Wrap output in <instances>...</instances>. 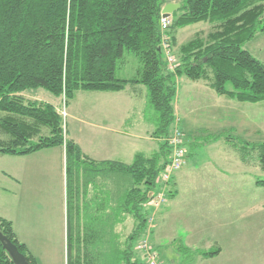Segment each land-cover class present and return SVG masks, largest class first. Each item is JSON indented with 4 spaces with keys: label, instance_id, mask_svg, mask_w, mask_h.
<instances>
[{
    "label": "trees",
    "instance_id": "16d2710c",
    "mask_svg": "<svg viewBox=\"0 0 264 264\" xmlns=\"http://www.w3.org/2000/svg\"><path fill=\"white\" fill-rule=\"evenodd\" d=\"M169 1L0 0V131L5 135L0 138V154L21 156L63 147L67 173L88 159L79 145L67 138L62 115L53 104L23 95L38 88L63 97L67 103L78 91L118 92L127 85H144L155 135L162 140L149 156L137 153L130 164L110 163L119 167L113 182L120 190L126 185V214L133 220L124 245L111 235L109 226H91L84 237L68 234L66 264H147L140 247L145 238L149 243L151 234L144 204L168 162L167 137L175 120L178 77L203 80L217 94L239 102L264 101V63L244 48L246 42L264 34V0H180L165 30L170 48L177 45L180 28L207 21L214 29L205 37L196 33L178 47L174 70L165 60L159 26L161 9ZM125 51L137 55L142 63L141 73L131 79L116 77L117 60ZM199 133L194 148L223 135ZM226 139L243 163L255 162L264 171V142ZM183 141L185 146L184 136ZM171 181L167 196L174 192ZM255 183L264 186V179ZM0 232L30 264H38L17 237L12 222L1 216ZM179 250L186 257L194 253L204 259L220 253L219 247L193 251L183 244ZM150 251L159 260L155 248ZM0 264H14L1 242Z\"/></svg>",
    "mask_w": 264,
    "mask_h": 264
},
{
    "label": "crops",
    "instance_id": "0c3cea01",
    "mask_svg": "<svg viewBox=\"0 0 264 264\" xmlns=\"http://www.w3.org/2000/svg\"><path fill=\"white\" fill-rule=\"evenodd\" d=\"M176 81L180 84L178 96L183 90L184 99L181 103L177 99V104H174L175 119L185 140L193 145L194 138L201 134L199 132H222L223 135L199 145L196 156L190 160L186 148V163L174 174L171 181V190H175L171 201L179 197L178 192L175 195V186L183 185L186 180L192 181V184L200 189L231 188L246 177L251 168L259 165L255 162L243 163L226 138L237 137L255 143L264 142V101L239 102L217 94L203 80H191L181 76ZM86 93V102L82 103L86 118L74 116L80 125L76 127L70 139L79 145L88 159L81 161L67 173L64 148L54 147L57 150H54L56 152L52 156L55 163L59 164L60 185L54 214L58 235L64 239L65 249L68 234L72 238L77 235L84 237L86 230L91 226L100 229L104 225L109 226L111 235L117 238L118 242L122 240L124 245L127 226L130 223L132 228L133 220L126 214V185L123 184L120 190L113 182L119 175V167L110 163L130 164L135 154L143 153L149 156L158 150L162 142L156 137L155 123L148 114V89L144 85H127L124 90L118 92ZM256 180L251 177V182L255 183ZM45 211L50 214V203H47ZM168 212L180 215L172 210H167V215ZM159 235L163 236L157 233L158 240ZM190 237L192 236L187 235L185 245L194 248ZM206 244L211 246L213 242ZM213 247L196 248L211 250Z\"/></svg>",
    "mask_w": 264,
    "mask_h": 264
},
{
    "label": "rangeland",
    "instance_id": "374dc122",
    "mask_svg": "<svg viewBox=\"0 0 264 264\" xmlns=\"http://www.w3.org/2000/svg\"><path fill=\"white\" fill-rule=\"evenodd\" d=\"M213 29L214 25L207 21L180 28L176 36L177 45L170 48L176 66L178 47L191 40L196 33L205 37ZM244 48L264 63V34L246 42ZM116 66V77L120 79L136 77L142 71L139 57L127 51L117 60ZM176 87L174 104H177V99L179 103L184 99L183 90L178 96L179 82ZM23 95L53 104L62 115L67 138H70L80 125L74 116L86 118L82 105L86 102L85 91L76 92L67 103L63 101V97L54 96L42 88L27 90ZM148 114L152 117L153 110L148 109ZM2 115L3 113H0V117ZM262 136L264 138V131ZM0 138H5L1 131ZM185 142L190 160L196 156L198 149L194 148L190 141ZM54 150L57 149H44L36 154L21 156L0 154V216L12 221L19 240L28 246L38 264L67 262L65 241L58 235L54 214L60 189L59 164L55 163L52 157L56 152ZM237 174L239 175V171ZM251 177L264 179V171L259 166L251 168L247 176L231 188L200 189L189 180L181 186H175V195L177 192L179 194L178 199L171 201L172 197L167 196L156 212L154 222L147 228L151 232L150 248L156 247L159 260L167 264H264V186H256L251 182ZM47 203H50V214L45 211ZM167 210L178 212L180 215L171 212L167 215ZM130 226L129 223L127 234L131 230ZM157 233L163 235H159L160 240L156 238ZM187 235L192 236L189 239L194 243V248L190 246L193 251L217 245L222 252L210 259H204L194 253L186 257L179 250V246L186 244ZM207 242L213 244L208 246ZM139 254L144 256L140 250ZM189 257L191 258L184 259Z\"/></svg>",
    "mask_w": 264,
    "mask_h": 264
},
{
    "label": "built area",
    "instance_id": "2783aa9c",
    "mask_svg": "<svg viewBox=\"0 0 264 264\" xmlns=\"http://www.w3.org/2000/svg\"><path fill=\"white\" fill-rule=\"evenodd\" d=\"M172 21L171 16L160 17L159 26L161 33V48L170 70L176 67V60L171 53L165 30L170 26ZM167 143L170 148L168 162L162 168L157 178V184L154 191L149 193V198L144 204L145 211L148 216V224L154 221V216L160 208L162 202L167 197L169 183L173 175L180 170L186 162V149L184 146L182 132L178 128V121L175 119L171 132L167 137ZM148 233L149 229L147 230ZM140 247L147 256V264H162L154 253L150 251L148 238L142 240Z\"/></svg>",
    "mask_w": 264,
    "mask_h": 264
},
{
    "label": "water",
    "instance_id": "95a60500",
    "mask_svg": "<svg viewBox=\"0 0 264 264\" xmlns=\"http://www.w3.org/2000/svg\"><path fill=\"white\" fill-rule=\"evenodd\" d=\"M180 7V3L167 2L161 9V15L163 17L169 16L177 11ZM0 242L3 249L8 253L14 264H30L26 256L23 255L17 246L13 244L2 232H0Z\"/></svg>",
    "mask_w": 264,
    "mask_h": 264
}]
</instances>
